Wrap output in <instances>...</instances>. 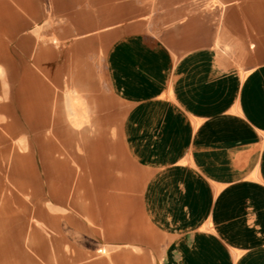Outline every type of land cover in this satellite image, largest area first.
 I'll return each instance as SVG.
<instances>
[{
  "label": "crops",
  "instance_id": "crops-1",
  "mask_svg": "<svg viewBox=\"0 0 264 264\" xmlns=\"http://www.w3.org/2000/svg\"><path fill=\"white\" fill-rule=\"evenodd\" d=\"M0 264H264V0H0Z\"/></svg>",
  "mask_w": 264,
  "mask_h": 264
}]
</instances>
